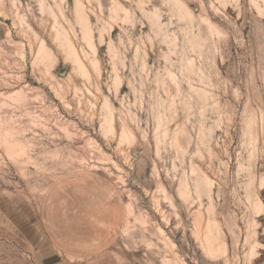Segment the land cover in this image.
I'll return each mask as SVG.
<instances>
[{
	"label": "rangeland",
	"instance_id": "1",
	"mask_svg": "<svg viewBox=\"0 0 264 264\" xmlns=\"http://www.w3.org/2000/svg\"><path fill=\"white\" fill-rule=\"evenodd\" d=\"M1 34L8 217L73 264H264V0H0Z\"/></svg>",
	"mask_w": 264,
	"mask_h": 264
},
{
	"label": "crops",
	"instance_id": "2",
	"mask_svg": "<svg viewBox=\"0 0 264 264\" xmlns=\"http://www.w3.org/2000/svg\"><path fill=\"white\" fill-rule=\"evenodd\" d=\"M1 37L2 34L0 40ZM5 202L0 200V264H73L56 253L47 232H43L40 242L29 216L8 217ZM76 264H115V261L110 253L101 252Z\"/></svg>",
	"mask_w": 264,
	"mask_h": 264
}]
</instances>
